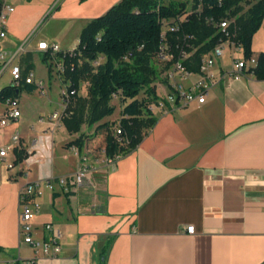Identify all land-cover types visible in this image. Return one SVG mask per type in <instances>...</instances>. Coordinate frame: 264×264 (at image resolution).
<instances>
[{"label": "crops", "instance_id": "1", "mask_svg": "<svg viewBox=\"0 0 264 264\" xmlns=\"http://www.w3.org/2000/svg\"><path fill=\"white\" fill-rule=\"evenodd\" d=\"M120 1H10L1 47L10 52L25 43L33 65L28 72L44 85L22 88L16 97L19 116L0 126V149L10 148L0 158V264H26L36 257L37 264H264V80L251 71L264 53V19L252 36L254 65L248 63L238 79L230 77L226 48L210 68L217 81L204 102L154 113L155 124L136 148L114 161L104 147L91 152L101 135L76 154L70 143L79 133L63 125L69 116L56 126L48 121L63 108L60 88L71 83L65 78L67 56L51 57L38 43L74 50L86 23ZM172 1L187 3H164ZM52 61H62V73ZM200 64L201 59L188 79H170L167 68L155 85L158 96L174 83L190 86L201 76ZM6 109L0 102V117ZM15 132L19 141L13 144ZM16 151L22 152L20 161ZM81 154L88 155V181L75 194L57 185L45 191L32 220L35 240L48 236L45 224L59 230L60 252L36 255L18 236V192L28 182L72 174Z\"/></svg>", "mask_w": 264, "mask_h": 264}, {"label": "trees", "instance_id": "2", "mask_svg": "<svg viewBox=\"0 0 264 264\" xmlns=\"http://www.w3.org/2000/svg\"><path fill=\"white\" fill-rule=\"evenodd\" d=\"M245 5L248 8L244 11ZM183 16L184 20L179 21ZM225 17L233 19L228 30L248 59L252 36L264 19V0H192L189 9L182 1L166 4L162 0H121L105 14L88 21L80 31L75 56L66 57L65 78L77 91L81 85L85 87V96L76 95L68 108L69 117L63 120L66 130L79 133L83 124L98 123L97 128L105 130L103 151L107 158L130 153L156 122L148 106L159 98L155 85L162 81V72L177 60L187 71H198L202 55L222 37L207 20ZM164 23L176 27V31H166L162 36ZM160 45L167 46L173 56L166 64L157 58ZM182 53L187 57L181 59ZM23 55L19 61L20 86L3 87L0 102L17 97L22 88L33 89L23 79L33 67L32 56ZM251 71L257 79L264 80V53L259 54ZM140 92L145 94L142 100L137 98ZM114 97H119L121 103L119 134L116 129L111 133V125L102 122L114 113ZM70 144L81 150L83 138L79 135ZM16 155L17 161L23 158L21 151ZM102 257H106L105 252Z\"/></svg>", "mask_w": 264, "mask_h": 264}, {"label": "built area", "instance_id": "3", "mask_svg": "<svg viewBox=\"0 0 264 264\" xmlns=\"http://www.w3.org/2000/svg\"><path fill=\"white\" fill-rule=\"evenodd\" d=\"M11 0H0V80L8 73L9 80L7 85L12 87L20 86L22 80L21 68L19 65V60L21 56L25 53V43H22L13 51L7 52L1 47V40L6 36L5 30V19L6 16L13 11V7L10 3ZM219 2L221 0H218ZM185 16L181 17L179 21H183ZM208 23L213 24L220 31L222 37L215 44V46L208 52L204 54L201 58L200 73L201 76L193 81L190 86L183 87L180 84L174 83L171 85L170 91L163 97H159L157 101L152 102L148 109L152 114L162 113L171 107L186 105L190 102H197L199 104L203 103L209 90L215 85L217 79L215 75L210 71V68L220 59L226 48L229 49L231 53V71L229 76L238 79L244 74V71L248 70V63L251 65L255 64V60L252 58L245 59L243 57V51L241 44L233 40L232 33L228 30L233 19L225 17L224 20H207ZM176 27H170L164 23L162 30V36H164L166 31H176ZM38 49L47 52L51 57L59 54L63 59L66 56H75L74 50L72 51H60V48L55 43H38ZM181 59H184L187 55L182 53ZM157 58L161 63H167L173 59L171 53H169L167 46L160 45L159 51L157 53ZM58 73H62L63 63L62 61H52ZM170 72V73H169ZM167 74L170 79H173L174 75L182 79H188L191 72L187 71L181 64L180 60L174 62L171 69ZM26 84L35 85L38 88L43 89L44 82L42 79L36 80L32 72H28L23 78ZM59 95L63 108L60 111H55L50 114L48 121L53 123L55 126L66 116L69 112L67 108L71 105L73 98L77 95V92L70 84L63 85L60 88ZM7 107L6 112L0 117V126H5L9 123L11 119L17 118L19 116V110L17 109V100L15 98H7L3 101ZM43 121V118L39 119ZM116 134L120 133V129L117 128ZM11 141L13 144L18 143L19 135L17 132L13 133L11 136ZM9 147H4L0 149V158L4 159L9 151ZM76 154H78L77 146L73 148ZM118 156L111 158V161L116 160ZM88 155H79V167L75 172L69 175L61 176L55 179L43 180V181H32L26 183L18 192V209H17V228L18 236L22 242L30 245L35 254L39 253L44 257H54L60 252V244L58 242L60 238L59 230L55 229L52 224H45L43 226L44 231L47 233V237L43 240H35L31 236L32 230V220L35 215L39 212L41 205L38 201L39 198L44 194L45 191L53 192L55 186L57 185L62 192L67 194H75L77 191L88 181V174L90 172V167L88 165ZM8 169L12 168V164L7 165ZM187 232L192 234L193 227L188 226ZM36 257L30 259L26 264H37Z\"/></svg>", "mask_w": 264, "mask_h": 264}, {"label": "rangeland", "instance_id": "4", "mask_svg": "<svg viewBox=\"0 0 264 264\" xmlns=\"http://www.w3.org/2000/svg\"><path fill=\"white\" fill-rule=\"evenodd\" d=\"M164 1H163V3H164ZM187 3L189 4V0H187ZM7 78H8V75L6 74L0 80V90L7 85V82H8ZM80 89H81L80 90V94L81 95L85 94L84 88H82L80 86ZM77 96H80L78 94V92H77ZM137 98H138V100H142V99L145 98V94L143 92H140V94L138 95ZM111 104L115 107L114 113L111 116L106 117L102 122L109 123L111 125L110 126V131H111V133H113L114 130L118 128L117 125H118V121L120 119V112H121L120 98L119 97H114L111 100ZM97 126H98V123H96V124H94L92 126H88L87 124H83L82 128L80 129L79 134H78V136L81 135V137L83 138V146L82 147L85 146L86 148L88 147L89 143L96 138L95 136H99V135L102 136L100 138L99 142L97 144H94V145H96V147L93 148V150L91 151L92 153H95V155H96V153L100 152L101 147H104V136H105V130L104 129H98ZM69 145L70 144H68L67 146H69ZM90 148H92V143H91V147ZM65 154H67V152ZM63 165H64L63 168L67 167V166H65L66 164H63Z\"/></svg>", "mask_w": 264, "mask_h": 264}, {"label": "water", "instance_id": "5", "mask_svg": "<svg viewBox=\"0 0 264 264\" xmlns=\"http://www.w3.org/2000/svg\"><path fill=\"white\" fill-rule=\"evenodd\" d=\"M18 93V92H17Z\"/></svg>", "mask_w": 264, "mask_h": 264}]
</instances>
